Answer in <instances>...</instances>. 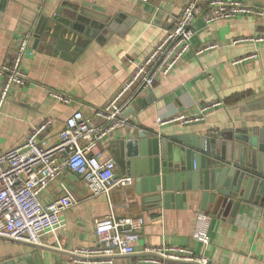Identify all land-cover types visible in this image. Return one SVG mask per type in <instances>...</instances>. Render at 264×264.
<instances>
[{
    "label": "crops",
    "instance_id": "obj_1",
    "mask_svg": "<svg viewBox=\"0 0 264 264\" xmlns=\"http://www.w3.org/2000/svg\"><path fill=\"white\" fill-rule=\"evenodd\" d=\"M195 1L211 0H0V67L12 63L16 40L28 33L32 34L34 50L24 61L29 83L13 89L0 115V153L24 142L45 119H51L52 126L39 139L42 147L58 141L59 132L75 111L93 117L95 110L130 79L135 65L172 27L183 8ZM242 1L264 11V0ZM66 5L99 18L122 16L131 24L125 27L123 23L117 31H101L96 38L77 33L76 40H64L66 45L55 41L47 44L43 36L35 46L34 34L43 29L42 20L48 21L46 27L51 26ZM193 28L192 50L184 60L141 97L142 104L126 111L134 129L117 131L99 144L105 159L116 161L122 141L130 140L137 131H155L160 137H219L264 128V43H234L264 36V16H240L209 25L199 18ZM209 44L217 48L195 55ZM254 53L257 58L247 59ZM2 81L0 76V87ZM52 93L63 94L70 103H61ZM216 102L223 106L207 113L203 123L160 126L158 122L176 115H197L203 106ZM117 176L130 177L118 163ZM66 191L79 204L64 214L56 235L43 237L44 248L0 239V260L26 253L39 258V264H74L72 251L97 246L95 224L113 213L118 218L145 219L137 252L146 247H182L205 255L214 264H264V211L251 205L243 206L235 217L215 214L209 205L204 212L211 218L210 245L205 248L193 239L196 214L203 211L199 196L191 199L188 195L185 207L173 204L169 209L157 208L144 202L145 196L130 197L135 194L133 184L128 188L115 186L109 197L93 198L81 178L65 172L43 192L42 204L58 200ZM138 257H118L113 264H140Z\"/></svg>",
    "mask_w": 264,
    "mask_h": 264
},
{
    "label": "built area",
    "instance_id": "obj_2",
    "mask_svg": "<svg viewBox=\"0 0 264 264\" xmlns=\"http://www.w3.org/2000/svg\"><path fill=\"white\" fill-rule=\"evenodd\" d=\"M240 16L263 17L264 11L248 6L242 0L195 1L186 5L172 27L135 65L130 79L103 107L95 110L93 117L75 111L59 132L58 141L52 146L42 147L39 139L52 126V120L45 119L32 129L24 142L0 153V239L43 246L45 235H56L63 225L64 214L79 203L68 191L48 205L42 204L41 196L65 172L81 178L93 198L109 197L115 186H132L133 179L117 176L116 161L105 159L99 144L117 131L134 129L131 117L125 115L126 111L138 98L153 91L156 82L169 76L192 50L193 26L199 18H204L209 25L217 21H233ZM31 41V33L17 39L12 63L0 67L3 78L0 115L13 89L26 86L30 81L24 61L34 55ZM244 42L264 43V36L238 39L234 43ZM215 48L216 44H209L196 51L195 55L198 57ZM257 57L258 54L254 53L247 59ZM52 97L64 104L70 103L63 94L52 93ZM221 106L223 103L220 102L208 104L197 115H176L158 122L160 126L203 123L207 113ZM144 225L143 217L118 218L111 213L95 224L98 245L72 251V263L113 264L118 257L139 254L140 264H214L190 248L159 246L137 252ZM210 227V216L198 211L193 239L205 248L210 245Z\"/></svg>",
    "mask_w": 264,
    "mask_h": 264
},
{
    "label": "water",
    "instance_id": "obj_3",
    "mask_svg": "<svg viewBox=\"0 0 264 264\" xmlns=\"http://www.w3.org/2000/svg\"><path fill=\"white\" fill-rule=\"evenodd\" d=\"M64 8L51 26L46 27L48 21L42 20L43 29L34 34L35 46L43 36L47 44L66 45L64 40H76L77 33L96 38L101 31H117L123 23L125 27L131 24L122 16L99 18L74 5ZM134 104H142L141 98ZM133 107L129 109L133 111ZM130 137L122 141L115 156L118 166L134 180L135 194L130 197L145 196L144 202L169 209L173 204L185 207L188 195L191 199L199 196L203 211L211 205L215 214L232 217L245 205L264 211V128L219 137H160L155 131L132 132ZM38 259L24 253L0 260V264H39Z\"/></svg>",
    "mask_w": 264,
    "mask_h": 264
}]
</instances>
